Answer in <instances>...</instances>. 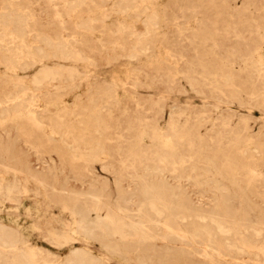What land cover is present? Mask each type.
I'll use <instances>...</instances> for the list:
<instances>
[{
  "label": "rangeland",
  "instance_id": "1",
  "mask_svg": "<svg viewBox=\"0 0 264 264\" xmlns=\"http://www.w3.org/2000/svg\"><path fill=\"white\" fill-rule=\"evenodd\" d=\"M76 258L264 264V0H0V264Z\"/></svg>",
  "mask_w": 264,
  "mask_h": 264
},
{
  "label": "bare ground",
  "instance_id": "2",
  "mask_svg": "<svg viewBox=\"0 0 264 264\" xmlns=\"http://www.w3.org/2000/svg\"><path fill=\"white\" fill-rule=\"evenodd\" d=\"M153 15V14H152ZM143 29V28H142ZM145 30V29H144ZM18 36V35H17ZM25 36V35H24ZM143 36V35H142ZM31 37V36H30ZM34 37V36H33ZM140 37V36H139ZM138 37V38H139ZM32 38V37H31ZM36 39V38H35ZM139 40V39H138ZM143 40H145V39H143ZM11 41V40H10ZM13 41V40H12ZM14 42V41H13ZM58 42V41H57ZM60 43H61V41H60ZM139 43V42H138ZM134 45V44H133ZM137 46V45H136ZM20 47V46H19ZM59 47H60V45H59ZM57 48H58V46H57ZM62 48V47H61ZM27 49V48H26ZM33 49V48H32ZM65 49H66V47H65ZM141 49V48H140ZM16 50V49H15ZM17 51V50H16ZM37 51V50H36ZM36 53H38V52H36ZM41 53V52H40ZM13 56V55H12ZM53 57V56H52ZM80 57V56H79ZM41 59V58H40ZM28 62V61H27ZM27 64V63H26ZM60 66V65H59ZM47 68H49V67H47ZM46 69V68H45ZM73 69V68H72ZM13 70H14V68H13ZM48 70V69H47ZM46 70V71H47ZM68 70V69H67ZM49 71V70H48ZM50 71H52V70H50ZM64 71V70H63ZM45 72V70H43V72L42 73H44ZM41 73V74H42ZM46 73H49V72H46ZM45 73V74H46ZM42 77L44 78V76L42 75ZM46 77V76H45ZM61 77V76H60ZM45 79H47V77L45 78ZM52 79V78H51ZM87 79V78H86ZM35 81V80H34ZM62 82H63V80H62ZM58 83V82H57ZM39 85V84H38ZM110 86V85H109ZM78 87V86H77ZM52 88V87H51ZM39 90V89H38ZM26 91V90H25ZM22 95V94H21ZM31 95V94H30ZM33 95V94H32ZM31 95V96H32ZM20 99V98H19ZM28 99V98H27ZM36 104V103H35ZM32 116H33V114H32ZM3 133V132H2ZM10 133V132H9ZM8 137V136H7ZM97 146V145H96ZM98 148V147H97ZM146 170V169H145ZM140 174H141V172H140ZM156 175V174H155ZM154 176V175H153ZM155 177V176H154ZM202 177V176H201ZM162 178H163V176H162ZM156 180V179H155ZM179 183V182H178ZM115 184V183H114ZM134 184V183H133ZM218 184V183H217ZM104 185V184H103ZM214 186V185H213ZM222 187V186H221ZM223 188V187H222ZM227 190V189H226ZM224 191V190H223ZM210 193V192H209ZM213 193V192H212ZM211 193V194H212ZM223 193V192H222ZM214 194V193H213ZM74 195V194H73ZM217 195H218V193H217ZM88 196V195H87ZM167 196V195H166ZM219 196V195H218ZM79 198H81V197H79ZM226 201H229V199H225L223 202L225 203V209L226 210H230L229 208H231L228 204H226L227 202ZM204 206V205H203ZM130 207V206H129ZM150 207H151V209L154 211V213L155 214H159V210H158V208H156L154 205H152V203L150 204ZM205 207H206V204H205ZM201 211H203V210H201ZM163 214V213H162ZM159 216V215H158ZM195 216H197L198 217V222L203 218V216L204 215H202V216H199V215H195ZM223 216H225V214L224 213H221V212H218V213H216V214H214V217L212 218V220L214 221V225H215V229H216V231H218V233L219 234H221V235H226V234H222V233H229L228 231H229V229H230V227L228 226V221L227 220H224L223 219ZM138 217V216H137ZM160 217V216H159ZM159 217H157V218H159ZM201 218V219H200ZM188 220H189V218H187ZM195 219H196V217H195ZM176 220V219H175ZM211 220V219H210ZM179 221V220H178ZM201 222L202 223H204V220H201ZM154 223V222H153ZM176 223V222H175ZM156 224H158V223H156ZM160 225V224H159ZM177 227V226H176ZM245 230V229H244ZM244 230H243V232H244ZM253 231V230H252ZM169 232H170V230H169ZM142 233V232H141ZM245 233V232H244ZM203 234V233H202ZM151 235V234H150ZM256 235H258V234H256ZM204 236V235H203ZM212 237V236H211ZM260 237V236H259ZM65 240V239H64ZM227 242V241H226ZM254 242H256V241H254ZM131 244V243H130ZM130 247H131V245H129ZM227 246V245H226ZM229 246V245H228ZM240 250V249H239ZM238 250V251H239ZM240 252V251H239ZM26 254V253H25ZM234 254V253H233ZM25 258V257H24ZM26 263H27V261H26ZM13 264V263H12ZM68 264H84L83 262H82V260L80 259V258H76V260H72L71 262H69Z\"/></svg>",
  "mask_w": 264,
  "mask_h": 264
}]
</instances>
